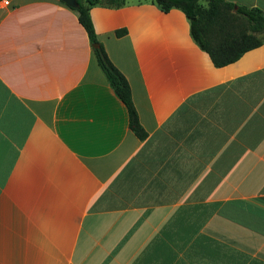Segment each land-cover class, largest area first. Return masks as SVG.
<instances>
[{
    "label": "crops",
    "instance_id": "crops-1",
    "mask_svg": "<svg viewBox=\"0 0 264 264\" xmlns=\"http://www.w3.org/2000/svg\"><path fill=\"white\" fill-rule=\"evenodd\" d=\"M90 15L147 134L76 10L0 0V264H264V38L216 65L178 7Z\"/></svg>",
    "mask_w": 264,
    "mask_h": 264
},
{
    "label": "trees",
    "instance_id": "trees-1",
    "mask_svg": "<svg viewBox=\"0 0 264 264\" xmlns=\"http://www.w3.org/2000/svg\"><path fill=\"white\" fill-rule=\"evenodd\" d=\"M121 5L125 0H77L70 6L78 13L79 21L86 28L96 59L116 94L128 110L130 128L139 138L146 130L140 123L132 99L128 79L110 59L99 41L90 15V8L100 2ZM162 10L178 7L190 21V34L196 43L206 50L216 65L226 64L238 58L245 50L261 43L264 38V12L256 6L236 4L229 0H153ZM124 28L117 29L122 34ZM98 42L97 45L93 43Z\"/></svg>",
    "mask_w": 264,
    "mask_h": 264
},
{
    "label": "water",
    "instance_id": "water-1",
    "mask_svg": "<svg viewBox=\"0 0 264 264\" xmlns=\"http://www.w3.org/2000/svg\"><path fill=\"white\" fill-rule=\"evenodd\" d=\"M64 2H66L68 5L70 6H76L77 5V0H63ZM98 42L93 43V45H97Z\"/></svg>",
    "mask_w": 264,
    "mask_h": 264
}]
</instances>
